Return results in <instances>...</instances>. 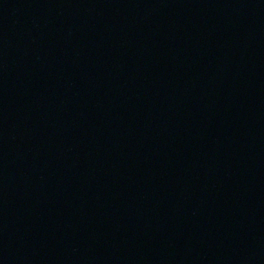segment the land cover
<instances>
[{
	"label": "water",
	"instance_id": "1",
	"mask_svg": "<svg viewBox=\"0 0 264 264\" xmlns=\"http://www.w3.org/2000/svg\"><path fill=\"white\" fill-rule=\"evenodd\" d=\"M0 264H264V0H0Z\"/></svg>",
	"mask_w": 264,
	"mask_h": 264
}]
</instances>
